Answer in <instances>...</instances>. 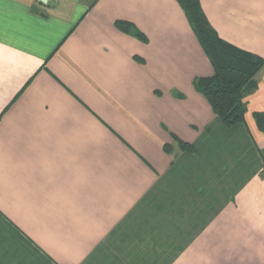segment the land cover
<instances>
[{
	"label": "crops",
	"instance_id": "0c3cea01",
	"mask_svg": "<svg viewBox=\"0 0 264 264\" xmlns=\"http://www.w3.org/2000/svg\"><path fill=\"white\" fill-rule=\"evenodd\" d=\"M201 3L264 58V0ZM213 73L176 0H0V264H264V69L232 127Z\"/></svg>",
	"mask_w": 264,
	"mask_h": 264
},
{
	"label": "trees",
	"instance_id": "16d2710c",
	"mask_svg": "<svg viewBox=\"0 0 264 264\" xmlns=\"http://www.w3.org/2000/svg\"><path fill=\"white\" fill-rule=\"evenodd\" d=\"M176 1L214 70L211 76L196 78L194 88L205 97L225 126L244 123L245 99L257 89L255 78L264 69V58L223 39L205 14L201 0ZM114 26L142 43L149 42L148 36L134 23L117 20ZM254 119L258 129L264 133V114L255 113ZM171 136L182 150H193L192 145L182 142L173 134ZM164 149L170 152L171 146L166 145Z\"/></svg>",
	"mask_w": 264,
	"mask_h": 264
}]
</instances>
